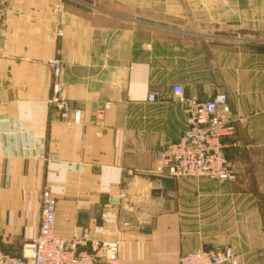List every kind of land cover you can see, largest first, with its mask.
<instances>
[{
	"label": "crops",
	"instance_id": "obj_1",
	"mask_svg": "<svg viewBox=\"0 0 264 264\" xmlns=\"http://www.w3.org/2000/svg\"><path fill=\"white\" fill-rule=\"evenodd\" d=\"M54 2L0 0V249L19 254L37 235L48 186L56 234L88 228L117 241L119 264H176L225 247L239 264H264V0H66L60 11ZM51 58L81 124L49 104ZM175 83L186 96L228 95L235 181L175 179L163 195L153 179L156 154L189 121Z\"/></svg>",
	"mask_w": 264,
	"mask_h": 264
},
{
	"label": "built area",
	"instance_id": "obj_2",
	"mask_svg": "<svg viewBox=\"0 0 264 264\" xmlns=\"http://www.w3.org/2000/svg\"><path fill=\"white\" fill-rule=\"evenodd\" d=\"M66 0H55L54 10L60 11ZM61 35L62 32L58 31ZM47 63L52 67L54 80L49 104L56 108L63 120L82 123V110L73 107L65 95L61 79L63 64L59 58ZM172 95L183 103L189 114L186 128L178 138L168 142L155 157L153 173L158 176L181 179L206 178L231 183L236 180L227 149L235 147L236 121L232 116L228 95L217 92L208 99L196 94L185 95L182 84L175 83ZM148 103H155L158 94L149 93ZM110 104L98 106L95 124L105 126L106 111ZM129 175H134L132 170ZM125 194V190H121ZM57 201L45 186L40 195V220L37 235L24 243L19 254L0 249V264H98L100 252L105 253L107 264H119L120 245L117 241L94 237L88 228H77L69 236L56 234ZM264 250V247H263ZM176 264H239L231 247L200 248L180 254Z\"/></svg>",
	"mask_w": 264,
	"mask_h": 264
},
{
	"label": "water",
	"instance_id": "obj_3",
	"mask_svg": "<svg viewBox=\"0 0 264 264\" xmlns=\"http://www.w3.org/2000/svg\"><path fill=\"white\" fill-rule=\"evenodd\" d=\"M153 179L161 181L163 185L162 193L163 195H166L167 192L174 188L175 186V179L170 177H164V176H154ZM155 194L159 195L161 193L160 190H156L154 192ZM88 223V216L84 213H81L79 216V224L81 226H86Z\"/></svg>",
	"mask_w": 264,
	"mask_h": 264
}]
</instances>
